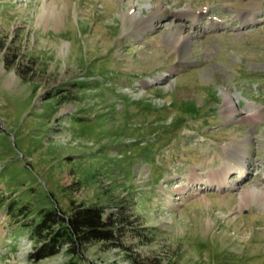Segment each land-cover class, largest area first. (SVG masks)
Wrapping results in <instances>:
<instances>
[{"label": "rangeland", "instance_id": "rangeland-1", "mask_svg": "<svg viewBox=\"0 0 264 264\" xmlns=\"http://www.w3.org/2000/svg\"><path fill=\"white\" fill-rule=\"evenodd\" d=\"M73 201L125 249L30 262ZM134 260L264 264V0H0V264Z\"/></svg>", "mask_w": 264, "mask_h": 264}, {"label": "trees", "instance_id": "trees-1", "mask_svg": "<svg viewBox=\"0 0 264 264\" xmlns=\"http://www.w3.org/2000/svg\"><path fill=\"white\" fill-rule=\"evenodd\" d=\"M14 204L9 206L11 210ZM26 212L22 208L19 213ZM41 215V221L31 232L36 246L28 256L30 262L59 255L63 248L67 256L77 259L84 247L95 243L108 249H125L117 229L118 218L115 215L106 218L105 208L100 205L73 201L69 213L56 207L42 210Z\"/></svg>", "mask_w": 264, "mask_h": 264}, {"label": "bare ground", "instance_id": "bare-ground-1", "mask_svg": "<svg viewBox=\"0 0 264 264\" xmlns=\"http://www.w3.org/2000/svg\"><path fill=\"white\" fill-rule=\"evenodd\" d=\"M57 5V4H56ZM47 6H49V4L47 5ZM55 7V6H54ZM49 7H47L46 9H48ZM51 8V7H50ZM49 8V9H50ZM58 9V8H57ZM193 16H195V17H197V15H193ZM247 19H250V18H247ZM253 18H251V20H252ZM196 20V19H195ZM250 21V20H249ZM226 99H227V103L229 104L230 103V100H231V97L230 96H227L226 97ZM234 111H236V110H234ZM233 110H232V107L230 106V104H229V108H228V110L226 111V113H232V112H234ZM258 114V112L254 115V117H256V115ZM252 117H253V115H252ZM244 159V158H243ZM244 160H242L241 162H240V167H244ZM223 170V169H222ZM225 174H227V171L224 169V171H222V173L220 174V175H217V176H215L216 178H217V180L218 181H220L221 182V184H222V178H223V176H225ZM215 177H213V179H215L216 180V178ZM201 180V179H200ZM215 181H210V183H214ZM219 182V183H220ZM218 183V184H219ZM211 186H212V184H211Z\"/></svg>", "mask_w": 264, "mask_h": 264}]
</instances>
